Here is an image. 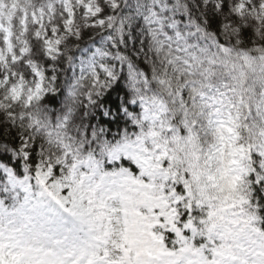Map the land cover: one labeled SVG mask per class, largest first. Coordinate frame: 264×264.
I'll list each match as a JSON object with an SVG mask.
<instances>
[{
  "label": "snow or ice",
  "instance_id": "6c2138e0",
  "mask_svg": "<svg viewBox=\"0 0 264 264\" xmlns=\"http://www.w3.org/2000/svg\"><path fill=\"white\" fill-rule=\"evenodd\" d=\"M0 264H264V0H0Z\"/></svg>",
  "mask_w": 264,
  "mask_h": 264
}]
</instances>
